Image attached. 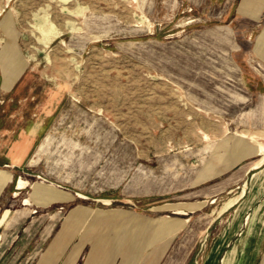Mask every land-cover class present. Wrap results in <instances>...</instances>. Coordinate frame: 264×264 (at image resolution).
<instances>
[{
  "label": "rangeland",
  "instance_id": "rangeland-1",
  "mask_svg": "<svg viewBox=\"0 0 264 264\" xmlns=\"http://www.w3.org/2000/svg\"><path fill=\"white\" fill-rule=\"evenodd\" d=\"M227 1L205 0L203 16L186 0H0V53L28 60L5 90L0 59V133L18 137L39 118L32 155L53 135L37 163L0 164L13 174L0 191V217L11 210L0 224L28 216L24 225L39 217L57 229L68 216H110L125 231L119 263L144 264L153 233L159 244L169 228L162 221L189 218L191 239L219 215L261 157L240 133L264 135V0ZM224 6L260 21L222 28ZM19 178L29 185L16 196ZM36 182L72 197L35 201ZM224 212L233 216L236 204Z\"/></svg>",
  "mask_w": 264,
  "mask_h": 264
},
{
  "label": "crops",
  "instance_id": "crops-1",
  "mask_svg": "<svg viewBox=\"0 0 264 264\" xmlns=\"http://www.w3.org/2000/svg\"><path fill=\"white\" fill-rule=\"evenodd\" d=\"M186 4L194 5L203 16L209 12L205 0H186ZM219 13L223 14L224 19L218 25L229 30L235 27L251 28L260 21L259 16L246 12L241 6H224L219 9ZM42 113H47L44 108ZM35 124L31 129L18 131V137H12L13 132L10 130L0 133L4 141L0 159L2 166L29 167L41 159L44 146L41 151L38 149L52 140L53 135L48 133L32 155L41 133L39 118ZM255 170L251 165L244 170L246 189L235 203L239 213L224 216L226 212H223L213 216L204 228H196L191 239L186 224L175 233L165 231L160 236L159 244L155 231L149 241L144 264H264V191L255 199L258 194L257 187L253 185ZM38 183L44 187H54ZM34 199L51 200L43 193L34 196ZM247 202L255 206L254 209L248 207L244 211L243 206ZM256 209L260 216L253 217ZM23 217L12 219L11 228L0 224V264H125L119 263L124 247L120 238L125 235V231L120 227L109 226L110 216H68V223L57 229L56 223H43L39 217L30 218L24 225L28 216L25 219ZM119 219V216L112 218L113 221ZM209 241L211 244L207 249Z\"/></svg>",
  "mask_w": 264,
  "mask_h": 264
},
{
  "label": "bare ground",
  "instance_id": "bare-ground-1",
  "mask_svg": "<svg viewBox=\"0 0 264 264\" xmlns=\"http://www.w3.org/2000/svg\"><path fill=\"white\" fill-rule=\"evenodd\" d=\"M9 1L10 0H7V2H9ZM134 2L138 3L139 0H134ZM11 15L12 14H10L7 17H5V19L3 21V24L5 26H8V24L10 22V19H11ZM135 24H137V23H135ZM91 28H93V27H91ZM39 30H40V32H43L45 35L49 34V32L47 30H45L44 28H42V27H40ZM0 59L4 63V65H3L4 66V72L6 74V77H5V80L3 82L2 88L5 89V90H8V89H10L12 87V85L18 79L20 74L23 72V70L25 69V67H26V65L28 63V60L24 59L22 56L19 55V56L14 57L13 59H11L9 61H5L2 52L0 53ZM239 136L241 137V139H244V138L249 139L252 142V144H251L252 146L250 145V148L252 147L257 154L261 155V157L259 159H257L251 165V167L253 169L261 168V170L257 171L254 174V176H253V185L255 187H257V189H258V194L255 195V199H256V198H258L260 196V193L264 191V168H263V165H264V141H262V138H261L264 135L262 133H259L258 131H252V132L243 131V132L240 133ZM204 138L206 140H209L210 136L207 133H205L204 134ZM43 146H44V144H42L39 147L38 151L39 150L41 151ZM32 161L35 162L36 160H32ZM12 177H13V174L11 172H8V171H6L4 169H0V191L2 190L3 186H5L8 182H10L12 180ZM245 183H247V182H245ZM38 184L39 183H37V182H36V184H34L35 190H37L38 186H40L39 188H40V190L42 191V193L44 195L52 196L53 198H61V199H70L72 197V195L69 192H64L62 190H58L56 187H51V186H47V187L45 186L44 187V186H41L40 184L39 185ZM27 185H29V181L28 180H25L23 178H19L18 182L16 183L17 188H16V191H15V195L17 196L19 194V191L24 189ZM245 189H246V184H245V186L243 188L242 193H240V194L230 198L228 201H226L225 204L222 206V208L219 210V213L221 214L226 209H228L233 204H235L239 200V198L244 194ZM23 202L26 205H29V204L32 203L31 199L29 197L24 198ZM204 204H205V202L200 203L199 206H203ZM167 207H172V206H170L168 204V205L162 206L161 208H167ZM174 211L177 214H181V213L185 214L186 213V211H184L182 208H179V207H175ZM10 212H11V210L9 208L5 209V211L3 213L1 212L2 213L1 223H5L6 222ZM257 212H258V209H256L254 216L257 215ZM188 220H189V218H187V219L177 218V219H174L173 221H169V220H167V221L166 220H164V221L160 220V221H162L161 227H166V226L169 227L167 232L170 233L171 231H173V233H175V232L179 231Z\"/></svg>",
  "mask_w": 264,
  "mask_h": 264
},
{
  "label": "built area",
  "instance_id": "built-area-1",
  "mask_svg": "<svg viewBox=\"0 0 264 264\" xmlns=\"http://www.w3.org/2000/svg\"><path fill=\"white\" fill-rule=\"evenodd\" d=\"M190 10H192V9L190 8Z\"/></svg>",
  "mask_w": 264,
  "mask_h": 264
}]
</instances>
